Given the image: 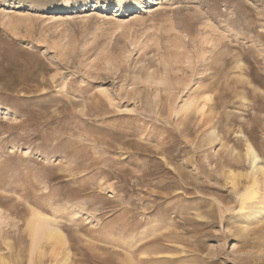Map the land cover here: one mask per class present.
Masks as SVG:
<instances>
[{"label":"rangeland","instance_id":"374dc122","mask_svg":"<svg viewBox=\"0 0 264 264\" xmlns=\"http://www.w3.org/2000/svg\"><path fill=\"white\" fill-rule=\"evenodd\" d=\"M263 205L264 0H0V264H264Z\"/></svg>","mask_w":264,"mask_h":264},{"label":"bare ground","instance_id":"6f19581e","mask_svg":"<svg viewBox=\"0 0 264 264\" xmlns=\"http://www.w3.org/2000/svg\"><path fill=\"white\" fill-rule=\"evenodd\" d=\"M248 152L250 159H252V163L254 168L257 167V162L259 161V156L256 150L253 148L251 144L248 145ZM262 169V168H261ZM257 171V170H256ZM232 176V175H231ZM257 181L253 183L251 187H248L246 193L243 195V203L242 207L246 209L249 207L254 200L258 198V191L256 190ZM262 211H264V205L262 207ZM31 216L29 217L26 228L30 233V237L32 240V253H35L37 250H41L42 243L47 241L52 243L53 246H61L67 247L68 237L66 233L60 229L54 223V220L49 216L41 214L40 212L33 210L31 211ZM67 250V249H66ZM70 262V251H67V257L64 260L63 264H69ZM58 263V262H57Z\"/></svg>","mask_w":264,"mask_h":264}]
</instances>
